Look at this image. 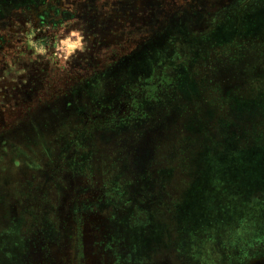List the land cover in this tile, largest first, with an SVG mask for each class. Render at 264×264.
I'll return each instance as SVG.
<instances>
[{"label":"rangeland","instance_id":"rangeland-1","mask_svg":"<svg viewBox=\"0 0 264 264\" xmlns=\"http://www.w3.org/2000/svg\"><path fill=\"white\" fill-rule=\"evenodd\" d=\"M260 2L0 0V264H264Z\"/></svg>","mask_w":264,"mask_h":264},{"label":"crops","instance_id":"crops-1","mask_svg":"<svg viewBox=\"0 0 264 264\" xmlns=\"http://www.w3.org/2000/svg\"><path fill=\"white\" fill-rule=\"evenodd\" d=\"M258 1H261V2L257 8L262 9L264 11V0H258ZM231 110H232V113L235 115V118H236L235 121H237V123L243 127V130H247L248 139L250 141L251 148H256V147L264 148V95H262L260 98L243 97L241 95H234V98L231 99ZM240 115L241 116L243 115V117L239 118ZM233 142L234 141L232 139V134H230L225 139V147L231 154L238 151V148L236 149V147L233 146ZM222 162H224V159H221L219 163V167L222 166ZM219 169L220 168L214 167V169H212L213 170L212 173L209 174V176L210 175L213 176V173H214L215 177L218 176L217 183L213 185L211 184L209 185L208 182L202 183L205 188L207 187V190H210V187L215 189V191L217 190L228 191L229 189L230 190L232 189L230 188L232 187L231 185L232 181L230 180V178L226 174L221 173L223 171H225V173H228V172L226 170H219ZM221 175H224L225 177ZM203 181L201 180V182ZM219 181H221V184L219 183ZM256 202H257L256 209H261V205L259 204V201H256ZM212 213L213 212L208 213V216H210ZM249 221L250 220H248L247 224H249ZM212 223H213L212 220L208 222V224H211V225ZM18 232H20L18 234L23 238L24 247L26 251L31 250V246H32L30 245V242L32 241L31 237L29 235H24L21 232V230H19ZM102 239L104 242H109V244L105 245L104 247L105 249H103L104 251L101 252V256H103L104 258H107V256L109 255H114L112 257L117 258V254H120L121 252L123 239L126 240L125 237H123L121 233L119 234L114 233L112 235H109L108 238L106 237V235H103ZM9 241L10 240L8 239V241L2 242V243H7ZM125 247L129 248L130 254H132V261H133V250H137L139 247L136 244L133 246V242H131L129 245ZM5 250H6V245L4 244L0 245V251H5ZM195 250H198V253H195ZM184 255H187V257H194L196 259H202L203 257H206L205 249L203 247H201V249H198L197 246L195 247L191 245L189 246V249L188 248L186 249ZM198 262L203 264V262L201 261H198ZM130 264H133V263H130Z\"/></svg>","mask_w":264,"mask_h":264},{"label":"trees","instance_id":"trees-1","mask_svg":"<svg viewBox=\"0 0 264 264\" xmlns=\"http://www.w3.org/2000/svg\"><path fill=\"white\" fill-rule=\"evenodd\" d=\"M235 95H237V94H235ZM66 155H64V156H66ZM54 172H56V170H54ZM54 172H52V173H54ZM69 173H74L73 165L72 164L69 166Z\"/></svg>","mask_w":264,"mask_h":264}]
</instances>
